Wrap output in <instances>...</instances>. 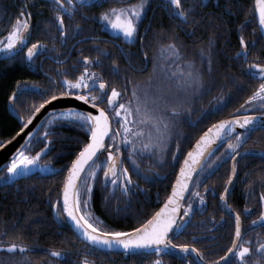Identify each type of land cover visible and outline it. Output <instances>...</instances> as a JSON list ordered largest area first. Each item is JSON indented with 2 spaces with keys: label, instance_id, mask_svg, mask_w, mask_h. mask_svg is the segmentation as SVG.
<instances>
[{
  "label": "snow or ice",
  "instance_id": "obj_1",
  "mask_svg": "<svg viewBox=\"0 0 264 264\" xmlns=\"http://www.w3.org/2000/svg\"><path fill=\"white\" fill-rule=\"evenodd\" d=\"M106 2L107 0H53L56 9L54 39L58 40L62 48H66L68 41L72 40L73 49L76 43L94 39L91 36L80 35L83 25L76 24L72 27L66 24L65 16L71 19L79 15L82 21H96L109 30L110 34L114 33L112 41L106 42L122 39L129 44H135L139 40L142 53L139 61L133 62L130 59L136 55L135 53H126L120 48V55L126 58L127 63L126 67L121 69L116 60L112 61L109 66L110 75L115 77L116 81H122L117 86H112L114 82L103 79L101 72L90 71V68L100 66L102 57L111 55L106 49L93 45L97 53L95 56L83 55L71 64L67 63L66 58L63 61L66 67L55 69V75L48 76L47 87H33L31 91L34 96L40 97L39 104H34L31 108L27 107L25 102L19 99V93L14 90L8 97L12 102L13 110L16 109L19 101L21 110L30 111V115L25 121L24 116L17 113L22 126L11 139L0 142V150H2L25 134L23 141L4 159L3 163H0V185L13 184L16 179L27 178L36 172L58 176L64 173L66 168L67 173L63 175L61 192L50 207L62 209V212H57V219L61 221L68 219L72 222L71 229L75 238L81 240L82 250L86 253L107 250L123 252L125 257H143L153 254L171 256L178 251L181 264H232L233 257L239 261V264H264V242L244 241L246 229L241 222V212L235 211L226 203L240 170L247 166L246 161L259 157L264 162V144L256 147L257 141L253 140L251 146H245L254 132L258 129L264 130V46L261 48V55L254 56L250 60L249 50L255 48V41L249 42L240 36V48L235 56H229L227 59L240 64L239 72L244 79H238L235 74L225 69L223 80L219 81L222 94L213 97L215 103L210 101L207 107H201L197 119L192 120L191 113L195 110L193 106L218 86L219 69L214 63L213 39L208 40L207 52L203 47L194 49L193 58L185 59L183 50L186 46L171 28L153 32L149 37L147 32L151 27L149 24L144 33L140 32L139 26L149 6L148 0H141L137 5L123 4L120 8L105 9L98 15L90 16L80 11V9L99 8ZM204 6V0H193L192 6L187 8L184 7L182 0H167V11L173 18L175 27L193 40V43L201 24L198 7ZM251 15L253 19L258 16L257 29L264 38V0H255V8ZM24 16L25 11L22 10L12 23L11 30L7 32L6 39H0V53L6 57L20 51L30 35L31 13H27L28 18L21 20L20 17ZM207 23L211 24V19ZM153 39L167 41V44H161L160 47L161 50L171 53L170 60L165 58V62L161 63L149 55L147 49ZM48 47L46 43L36 40L27 46L24 58L32 64L35 55L40 51H48ZM116 47L119 48V45ZM56 55L60 56L64 53ZM150 61L153 63V68L143 83L130 78V70L142 72ZM56 62L61 63L59 60ZM80 65H83L82 71ZM256 81L259 83L255 84ZM246 84L252 86L254 90L239 108L234 110L229 119L211 124L196 139L194 150H189L184 155L179 172L172 183L171 192L159 211L129 231H109L106 224L97 226L91 222L92 214L85 210L91 206L90 200L98 181L101 188L107 189L111 185L109 190L114 192L119 187L122 194L129 197L134 190L143 191L132 179L129 168L123 166L124 160L130 161L135 175L146 182L160 177L161 173L157 169L163 168L164 163H167V153L171 152L172 161H177L182 141L187 139V133L177 131L178 124L184 121L189 128L195 127L210 115L222 111L233 96L238 98L245 91ZM228 85H231V89L224 93L223 89ZM60 89L62 91H59L58 95L50 94ZM125 96L128 97L127 100L124 99ZM66 97H74L86 102L90 104L92 110L66 108L61 111L52 106L54 101ZM46 106L47 111L43 113L40 123L36 124L38 114H41ZM239 112L250 114L239 116L236 114ZM65 125L82 131L84 139L77 140L79 151L74 154L70 165L65 164L57 169L52 165L55 154L47 161H42V157L47 156L53 146L52 141L59 136L56 129ZM40 128H44L45 131L40 132ZM173 142H175V151L172 150ZM31 143H42L43 147L36 151L35 155H31L27 150ZM144 157H148L156 167L142 169L140 164L144 162ZM229 159L231 171L224 183V190L220 193V202L223 204V210L230 217L234 216L235 231L231 246L222 244L218 249L212 250L203 245L198 247L197 244L201 240L215 239L205 235L193 236L191 243H174V239L187 230L191 217L197 212L206 211L205 194L197 189L203 184L205 193L212 191L214 194V189L204 182ZM242 160L245 163H242ZM99 170H103L102 180L99 178ZM253 174H256L255 178L250 179ZM242 179L249 181L246 198L257 199L258 205L264 209V191L255 192L257 185L264 188V163L254 165ZM103 198L107 206L110 197L105 195ZM129 206L130 204L126 203L125 210ZM253 210L251 207L244 208V217L247 218ZM113 211H120V208L117 207ZM212 223L215 228V218H212ZM257 225L264 228V210L260 211L248 227ZM3 228L0 237H7L11 233L12 239L0 243V253L6 257L0 259V264H31L27 254L37 251H43L55 258H61L66 254L63 250L37 249L31 244L20 241L19 236L27 228V223L21 222L19 218L11 222L5 221ZM224 248L227 250L223 255L212 258L215 251H223ZM252 257L257 259L253 261ZM76 264H87V261L78 258ZM152 264H163V261L157 259Z\"/></svg>",
  "mask_w": 264,
  "mask_h": 264
},
{
  "label": "trees",
  "instance_id": "obj_2",
  "mask_svg": "<svg viewBox=\"0 0 264 264\" xmlns=\"http://www.w3.org/2000/svg\"><path fill=\"white\" fill-rule=\"evenodd\" d=\"M189 1L190 0H182L185 8L192 6V3L190 4ZM191 1L193 2V0ZM35 2L37 3V8L32 10V0H0V39H5L7 32L11 30L12 23L19 16L22 10H24L25 13H31L32 16V32L30 42L35 39L47 41V36L54 34V19L52 17L49 18L47 20L48 25L43 27V20L41 16V11L45 12L41 7V4L43 3L38 0H35ZM217 3V6H214V3L211 2L208 6L198 7L201 24L197 29L195 43H193V41L189 43V40L187 39L182 41V43L186 46L183 50L185 58L192 59L194 49L203 47L207 52L208 40L209 38L213 39V47L215 49L214 63L219 69V75L218 86L206 94H211L212 97L222 94V90L219 87V81L223 80V72L225 69L235 74L238 79H244L243 75L239 72L240 64L227 59L229 56H234L235 50L238 46V37L236 32L239 30V34L242 36V32L245 29V33L249 36V28H253L258 31L256 20L253 19L251 15L254 10V0H217ZM158 16H154L151 28L160 27L161 20ZM209 19L212 21L211 24L207 23ZM21 20L24 19L21 18ZM249 20L252 22H249ZM257 33H259V31ZM48 44L50 45L54 43H50L49 41ZM157 45L158 44H156L152 49L155 50L154 57L157 56ZM190 45H193V47L190 48ZM262 46H264V41L259 34L257 36L256 47L250 51L249 59L254 56L261 55ZM74 51L75 49L72 51L71 55ZM63 53L64 55H61V58L67 54V51ZM70 57L67 59L68 64L72 63ZM196 59L197 63H199L198 57ZM33 63L36 68L31 70L26 65L22 51L9 58L0 59V142L12 137L18 131L19 127H21L19 122L10 114L7 108L8 97L11 95L13 90L17 86L23 84L47 87L49 80L48 76L45 74L50 73V75L54 76L55 69H62L66 67V64L62 63L59 66H54V68L49 69L48 63L45 64L44 62L39 69L38 62L33 60ZM254 83L258 84L259 82ZM33 87L31 86L28 90L19 94V99L23 100L25 105L29 108H31L34 104L40 103V97L34 96L31 91ZM230 89L231 85H228L223 89V92L227 93ZM253 90L254 88L252 86L246 84L245 91L242 92L238 98L233 96L222 111L214 113L204 119L205 125L202 129L197 130L187 147L189 148L201 132L212 123L222 118L231 116L234 113V110L239 108L240 104L243 103ZM57 93H59L58 90L55 93L50 94ZM212 102L215 103V101ZM207 103V99L197 101L196 114L198 116L201 109L200 104L204 107ZM32 110H34V108ZM15 111L16 113H19V115H23L25 120L27 119V116L30 115V111L21 110L19 101H17ZM242 113L244 112L236 114ZM39 131L44 132L45 129L40 128ZM56 132L59 133V136L52 141L53 146L51 151L48 152L47 156L42 157V161H47L49 158H53L55 154V158L52 160V165L59 169L62 165H70L71 160L74 158V154L79 151L77 140H83L84 133L74 127H68L67 125L57 128ZM261 135H264V130L258 129L252 134V137L248 142L256 140L257 143H259L261 141ZM225 143H227V141H225ZM248 145L251 146L252 143ZM42 147V143H31L29 145V149L27 150L31 155H35V152L39 151ZM187 147L182 150V152H185ZM261 163L264 162H262L258 157L251 158L246 161V167L249 171L254 165H260ZM66 171L67 169L65 168L64 173L58 176H50L36 172L27 178L16 179L13 184L0 185V233L4 230L3 223L5 221L11 222L19 218L21 222L27 223V228H25L19 236L20 241L31 244L37 249L46 248L49 251L63 250L66 252L65 256L61 258L51 257L43 251L28 253L27 255L31 260V264H76L78 258L86 260L87 264H152V262L157 259L162 260L163 264H181V259L178 254L171 256H156L153 254L143 257H125L123 253L119 252H84L82 250V242L75 238V235L68 228L65 221L57 219L56 222L52 217V208L50 205L57 200L58 194L61 192L63 175L66 174ZM228 174V165L222 164L218 167L215 174L205 180L204 183L210 184L213 186L211 188H213L214 191H218L220 193L224 190V183L227 181ZM174 176L175 173L166 178L164 181L158 183L159 194L157 196H154L153 194H143L140 190H134L130 197L125 196L122 194L121 190H115L113 192L110 191L109 188H101L98 181L97 187L94 189L92 199L90 200L91 206L85 211L92 214L91 222L97 224V226H103L106 224L108 226L107 230L109 231H129L132 227H138L140 223H143L144 220L148 219L157 210L159 204L162 203L168 195ZM242 177H244V175L240 174L235 179V185L231 192L232 194L236 195L239 191L243 192V183H245V181L241 180ZM99 178L102 180L101 175H99ZM138 184L140 187H145L144 192L149 189L144 185L147 184L144 180L142 182L138 181ZM105 195L110 197L107 201V206L103 198ZM156 200H159V204L156 203ZM126 203L130 204L127 210H125ZM117 207L120 208V211H113V209ZM57 212H61L59 208ZM190 228L191 226H188L187 230L182 232L181 235L174 239L173 242L191 243V238L198 235ZM249 228L251 227H245L246 230ZM221 232L224 235L219 236V244L215 245L212 244V241H208L213 245V247H217V249L219 248V245L226 242H229V244H227L228 246L230 245V240L232 239L233 234V226L229 228L228 225L225 227L223 226V228H221ZM225 234H228L230 239L229 241L227 240V235L225 236ZM11 239L12 235L10 233L7 237H0V243ZM249 240L253 243L264 242V228L258 226L249 230L244 238V241ZM226 250L227 249L224 248L223 251H215L212 258L214 259L217 255H223ZM0 259H6V257L0 253ZM256 259V257H252L253 261ZM232 264H239V261L233 257Z\"/></svg>",
  "mask_w": 264,
  "mask_h": 264
},
{
  "label": "flooded vegetation",
  "instance_id": "obj_3",
  "mask_svg": "<svg viewBox=\"0 0 264 264\" xmlns=\"http://www.w3.org/2000/svg\"><path fill=\"white\" fill-rule=\"evenodd\" d=\"M40 2H42L43 4H41L42 9L45 11H41V16H42V20H43V27H46L48 25L47 20L49 18H53L55 16V7L53 5V0H38ZM141 2V0H119V2H117V0H107L106 3H104L101 7L96 8H88V9H80V11L87 13L88 15H93V14H99L101 11L105 10V9H109V8H120L123 4H127L128 6H132V5H137ZM211 2L214 3V6H217V0H204L205 6H208ZM149 6L147 7V11H146V15L145 18L143 19V21L140 24V32L144 33L146 30V26L151 24L152 27V23L154 21V16L159 17V19L161 20L160 22V27H156V28H148L147 32H148V36L151 37L153 32H159L162 29H168L171 28L173 31H175L178 36L180 41H185L186 39L189 40V43L192 42L193 40H190L189 38H187L183 32L180 31L179 28L175 27V23L173 22V18L169 15L168 11H167V0H148ZM189 3L191 4L192 1L190 0ZM32 10H34L35 8H37V3L35 2V0H32ZM190 7V6H188ZM27 13H25L24 17H21L22 19H26L27 17ZM113 19H115V17H113ZM65 21L66 24L71 25L72 27H74L76 24H81L83 25V31L81 32V36H91L94 39H88L83 41V43H76L75 44V51L74 53L71 55L72 51L74 50L71 46L73 44L72 40L68 41V46L66 48H62L58 42V40L54 39L56 37V26H55V30H54V34L53 35H48L47 41H41V43H54V44H48V51H40L38 55H35L34 57V61L38 62V68H41L42 63L45 62V64L48 63V68H54V66H59L63 63V61H65V59L69 58L70 55V59L72 60V63L80 56L83 55H92L95 56L97 53L95 51V49L93 48V45H98L100 48L102 49H106L109 53H111V55L105 56L101 58V64L99 67H93L90 68V71H97V72H101L103 79L105 80H112L114 83L112 86H117L119 83H121L122 81H116L115 77H112L110 75V70H109V66L111 65L113 60H116L118 65L120 66L121 69L126 67V58L124 56L120 55V48H123L124 51L126 53H135V56L130 57V59L133 62H137L139 61V58L141 56V51H140V44H139V40L136 41L135 44H129L128 42L123 41L122 39H117L114 42H106V41H112L113 38V34H110L109 30H106L100 23L93 21V20H87V21H82L80 19L79 15H75L73 16L71 19H69L67 16H65ZM30 24L32 26V16L30 17ZM55 25V23H54ZM246 26V24H245ZM185 27H187V25H185ZM246 28V27H245ZM249 32V36L245 33V29L242 32V36L244 35V38L246 41H255V47H256V42H257V36L260 33H257L258 31L253 29V28H249L248 31ZM31 32H32V27H31ZM237 33V37H238V46L235 50L234 56L236 54V52L238 51V49L240 48V44H239V38H240V34H239V30L236 32ZM50 36V37H49ZM251 36V37H250ZM261 36V35H260ZM31 37V35H30ZM98 38H102V39H98ZM262 38V37H261ZM77 39H79V37H77ZM37 39H35L34 41L30 42V39L28 41V43L26 44V46L21 50L23 52V54L26 52L27 46L31 45L32 43H34ZM71 43V45H70ZM157 45V56L154 57V53L155 50H152L154 48V46ZM161 44H167V41H159L156 39H153L151 42L150 47L147 49V51L149 52V55L151 57L156 58L159 62L164 63L165 62V58H167L168 60L171 59V53L167 50H161L160 45ZM70 45V47H69ZM116 45H119V48L116 47ZM193 45H190V48H192ZM82 50V51H81ZM252 49L250 48L249 50V54L250 51ZM19 51V52H21ZM55 51V52H53ZM67 51V54L64 57H60L57 56V53H63ZM50 57H55V59H50ZM185 58V56H184ZM186 59V58H185ZM56 60L61 61V63H57ZM251 60V59H250ZM27 65V64H26ZM28 66V65H27ZM31 70H34L36 68V66L34 65V63L32 62V67H28ZM153 68V63L150 61L147 65V68H145L142 72H132L130 70V78L134 79L137 82H141L143 83L147 77L149 76L151 69ZM83 69V65H80V70L82 71ZM45 74V72H44ZM79 73L77 72V75ZM46 76H49L50 73H46ZM123 75V72H122ZM259 81H256V83ZM23 85H29L30 87L34 86L31 84H23ZM18 87V86H17ZM29 87V88H30ZM58 91H62V89L58 90ZM94 94V93H93ZM58 95V93H57ZM125 100L128 99L127 96L124 97ZM202 99H207L208 103L204 106L207 107L209 105V102L213 101V97L212 95H205L202 98H200L199 100ZM104 105H101V107H103ZM200 106L202 107V104H200ZM194 111H192L191 113V119L192 120H196L198 115L196 114L197 111V104H195L194 106ZM205 125V121L202 120L200 122V124L196 125L193 128H189L188 124L185 123L184 121H181L178 126H177V131L181 132V133H187V139L182 141L181 144V152L178 154L179 155V159L177 161H172V153L168 152L167 153V163H164L163 168H158L157 170L160 171L161 176L157 177L156 179H154L151 182H146L147 184H144L147 188L145 192V187H140L141 189H143V191H141L143 194L145 193L147 194H153L154 196H157L159 194V185L158 183H160L161 181H164L166 178L170 177L173 173L176 174L177 169L181 163V160L183 159L185 153L187 152V150L190 148H188V144L190 143L191 139L194 137L195 133L197 132V130L202 129L203 126ZM234 139V138H233ZM264 140V135H261V141L259 143L256 144V147H260L262 144H264L263 142ZM252 142H248L245 146H249L248 144H251ZM193 144V143H192ZM191 144V145H192ZM187 147L185 152H182V150H184ZM172 150L175 151V142H173L172 145ZM183 155V156H182ZM259 158V157H258ZM260 159V158H259ZM243 161V160H242ZM241 161V162H242ZM139 163V161H138ZM243 163H245V161H243ZM223 164L228 165V169H229V173L231 171V160H227L225 161ZM124 167H128L129 168V172L131 174V177L134 181H136L138 183L142 182L144 179L135 175L134 170L131 167L130 161H128L127 159L124 160ZM140 167L142 169H146L149 167H156L155 165H153L151 163V161H149L148 157H144V162L140 164ZM67 172V171H66ZM243 172V173H242ZM248 172V168L245 167L243 169L240 170L239 175L243 174L245 175V173ZM89 173H91V169H89ZM99 175H101L102 179H103V170H99ZM175 177V176H174ZM255 175H253L252 177H250V179H254ZM245 181V183H243V192L239 191L238 194H232V189L234 187V183L231 187V192L229 194V197L227 198L226 203L230 204L232 206V208L235 211H240L241 212V222L242 225L244 227H248V225L251 223L252 220H254L260 213L261 207L258 205L257 199H247L246 198V193L249 190V181L248 180H243ZM145 181V180H144ZM210 187V184H208ZM247 185V186H246ZM111 188V185H109V189ZM213 189V188H212ZM115 190H120L119 187H117ZM170 190V189H169ZM199 190L202 194H205L206 197V211H204L203 213L197 212L196 215H193L191 217V223L188 226H191V230L194 231L195 234H197L198 236L201 235H205L208 237H215V239H205V240H201L197 246H204L206 248H208L209 250L212 249H217V247H213L212 244H219L220 243V238L219 236H223L224 234L221 232V228H223V226L225 227L226 225H228V228L233 226V234H232V238L234 237V216L230 217L228 215L227 212H225L223 210V204L222 202H220V193L218 191H214V194L212 191H209L208 193H205L204 190V186L203 184L199 186V188L197 189ZM261 191H264V188H261L259 185L256 186L255 188V192L259 193ZM223 192V190H222ZM169 193V192H168ZM164 201V200H163ZM56 202V201H55ZM54 202V203H55ZM156 203L159 204V200H156ZM162 203L159 204V206ZM158 206V207H159ZM246 207H251L252 209H254L252 211V213L250 215L247 216V218L244 217V213H243V209ZM60 211L62 212L61 208H59ZM158 209V208H157ZM57 211L58 208L55 210V214L52 208V217L53 219L57 222ZM53 214L55 216H53ZM212 218H215V228H213V223H212ZM221 220H223V223H221ZM65 221V220H64ZM200 221H203V223H200ZM66 223V221H65ZM67 224V223H66ZM68 226V225H67ZM254 226L251 227L249 229L246 230V234L249 230H251L252 228L258 227ZM69 228V226H68ZM70 229V228H69ZM71 230V229H70ZM72 232V230H71ZM73 233V232H72ZM74 234V233H73ZM246 234L244 235V238L246 236ZM75 235V234H74ZM227 235V240L229 241V237L228 234H225V236ZM79 240V239H78ZM80 241V240H79ZM208 241H212V244L209 243ZM231 241V240H230ZM243 243V241H242ZM224 244H229V242H226ZM231 246V242L230 245ZM178 256L179 252L177 251Z\"/></svg>",
  "mask_w": 264,
  "mask_h": 264
},
{
  "label": "water",
  "instance_id": "obj_4",
  "mask_svg": "<svg viewBox=\"0 0 264 264\" xmlns=\"http://www.w3.org/2000/svg\"><path fill=\"white\" fill-rule=\"evenodd\" d=\"M253 7L255 8V0H254V3H253ZM255 20H256V24H258V16L255 18ZM260 33V32H259ZM30 35H31V32H30ZM30 35H29V37H28V39H27V41H26V44L28 43V41H29V39H30ZM261 35V34H260ZM263 39V41H264V38H262ZM26 44L24 45V47L26 46ZM23 47V48H24ZM22 48V49H23ZM21 49V50H22ZM20 50V51H21ZM19 51H17L16 53H18ZM16 53H14V54H11V55H9V56H4L2 53H0V59H6V58H9V57H11V56H13V55H15ZM25 62H26V64L28 65V67H32V64H29L27 61H26V59H25ZM29 85H20V86H18V87H16L14 90H16L19 94L21 93V92H23V91H26V90H28L29 89ZM13 90V91H14ZM13 94V92L11 93V95ZM53 107H57V108H59L61 111H64L66 108H73V109H75V108H79V109H84V110H89V111H91L92 110V108H91V106H90V104H88V103H86V102H81V101H79V100H77V99H75L74 97H66V98H62V99H58L57 101H54L53 102V105H52ZM7 108H8V111L10 112V114L19 122V124L21 125V122L19 121V119H18V116H17V113H16V111L15 110H13V106H12V102H10L9 100H8V103H7ZM47 111V106H46V108L44 109V110H42V113L41 114H38V117H37V119H36V124H39L40 123V119L41 118H43V113L44 112H46ZM245 114H250V113H242V114H237V115H239V116H243V115H245ZM231 116H228V117H225V118H222V119H229ZM222 119H220V120H222ZM25 121H27V119L25 120ZM219 121V120H218ZM217 122V121H216ZM216 122H214V123H216ZM213 124V123H212ZM22 126V125H21ZM209 127V126H208ZM207 127V128H208ZM207 128L205 129V130H207ZM29 130H31V127H30V129ZM205 130H203L202 132H201V134L205 131ZM237 130L239 131L240 129L238 128V126H237ZM200 134V135H201ZM15 135V134H14ZM13 135V136H14ZM24 135L25 134H22L20 137H18L16 140H14L11 144H9V145H7L6 146V148L5 149H2V150H0V163H3V161H4V159L6 158V157H8L9 155H10V153L12 152V151H14V149L23 141V139H24ZM199 135V136H200ZM12 136V137H13ZM199 136L196 138V139H198L199 138ZM12 137H10L9 139H11ZM196 141V140H195ZM195 141L193 142V144L190 146V148L187 150V152L189 151V150H194V148H195ZM1 142H3V141H1ZM187 152L185 153V155L187 154ZM183 159H184V157H183ZM183 159L181 160V163H182V161H183ZM181 163H180V165H179V167H178V169H177V172H176V174H175V177H174V179H173V182L175 181V179H176V176H177V174H178V172H179V169H180V166H181ZM67 173V172H66ZM172 182V183H173ZM171 186H172V184H171ZM170 192H171V187H170V190H169V193H168V195L170 194ZM168 195L166 196V198L164 199V201L162 202V204L158 207V209L156 210V211H159L163 206H164V204H165V201L167 200V197H168ZM55 210L56 209H53V211H54V214H55ZM62 210V209H61ZM155 211V212H156ZM154 212V213H155ZM153 213V214H154ZM53 214V216H55ZM152 214V215H153ZM151 215V216H152ZM65 221H66V223H67V225L69 226V228L71 229V221L70 220H68V219H65ZM72 230V229H71ZM73 232V231H72ZM74 233V232H73ZM81 241V240H80ZM104 252H108L107 250H103ZM112 252H116V251H112ZM119 253H123V252H119Z\"/></svg>",
  "mask_w": 264,
  "mask_h": 264
},
{
  "label": "rangeland",
  "instance_id": "obj_5",
  "mask_svg": "<svg viewBox=\"0 0 264 264\" xmlns=\"http://www.w3.org/2000/svg\"><path fill=\"white\" fill-rule=\"evenodd\" d=\"M5 39H6V37H5Z\"/></svg>",
  "mask_w": 264,
  "mask_h": 264
}]
</instances>
